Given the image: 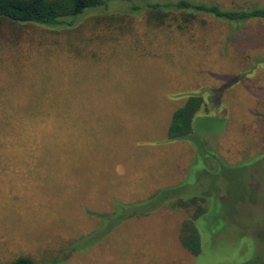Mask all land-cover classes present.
<instances>
[{
    "label": "rangeland",
    "instance_id": "374dc122",
    "mask_svg": "<svg viewBox=\"0 0 264 264\" xmlns=\"http://www.w3.org/2000/svg\"><path fill=\"white\" fill-rule=\"evenodd\" d=\"M123 1L72 28L0 21V116L11 118L0 137V264H264V19L186 23L177 13L160 23L159 11ZM195 94L200 143L168 141L171 112ZM65 101L80 109L82 158L51 164L48 103ZM165 190L207 197L197 257L179 241L186 211L141 213L138 202ZM117 200L139 208L101 226ZM90 234L88 248L68 246Z\"/></svg>",
    "mask_w": 264,
    "mask_h": 264
},
{
    "label": "trees",
    "instance_id": "16d2710c",
    "mask_svg": "<svg viewBox=\"0 0 264 264\" xmlns=\"http://www.w3.org/2000/svg\"><path fill=\"white\" fill-rule=\"evenodd\" d=\"M111 1L123 0H0V21L12 24L36 25L46 28H72L77 21L88 11L107 8ZM134 1V0H133ZM124 0L131 3L129 8L133 12L143 11L144 7L159 11L156 17L160 23L168 14H182L184 22H188L196 15H210L224 21H247L251 19H264V7H253L247 10H226L220 6L197 0ZM112 21V17L103 19ZM115 21V20H114ZM99 22V20L97 21ZM63 95V94H62ZM66 95V94H65ZM67 98V96H65ZM185 95V94H184ZM183 95V96H184ZM188 95V94H187ZM182 103V102H181ZM70 104V103H69ZM63 103H48V117L51 118V129L48 131V155L51 164H77L81 162V139L76 134L75 116L79 108ZM204 105L203 96L200 94L189 95L180 107L174 109L169 117L166 128L168 141L189 140L193 144L200 143L193 135L192 121ZM11 107V106H10ZM33 105H18L17 112L28 113ZM74 113V114H73ZM11 118L8 114L0 116V137L4 135L6 127L10 125ZM65 122V123H64ZM89 146L90 144L87 143ZM204 148V147H203ZM68 149V150H66ZM91 153L83 154L85 158H92ZM173 190L158 191L150 198L138 203L146 205L141 212L146 216L163 206L172 210L182 209L188 213V217L181 223L179 241L181 246L193 257L201 253L200 235L196 227V221L206 213L207 197L193 196L185 193L170 192ZM116 202L113 210L107 214L98 215L101 226L121 225L132 214V209L139 208L138 203L124 201ZM128 211V212H125ZM125 212V213H124ZM110 213V214H109ZM116 219V220H113ZM115 226V227H116ZM92 234L74 239L68 246L84 250L94 244ZM68 251V250H67ZM10 264H36L27 257L15 259Z\"/></svg>",
    "mask_w": 264,
    "mask_h": 264
}]
</instances>
